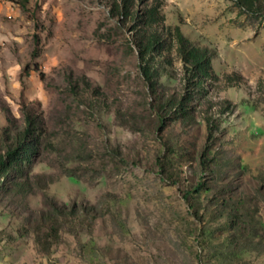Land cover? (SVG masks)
<instances>
[{
	"label": "rangeland",
	"instance_id": "1",
	"mask_svg": "<svg viewBox=\"0 0 264 264\" xmlns=\"http://www.w3.org/2000/svg\"><path fill=\"white\" fill-rule=\"evenodd\" d=\"M19 1L0 0V148L29 113L40 126L32 162L1 176L0 264H264V102L246 85L222 91L236 107L207 145L204 121L162 125L106 0ZM166 2L167 23L257 97L264 17L234 0Z\"/></svg>",
	"mask_w": 264,
	"mask_h": 264
},
{
	"label": "trees",
	"instance_id": "2",
	"mask_svg": "<svg viewBox=\"0 0 264 264\" xmlns=\"http://www.w3.org/2000/svg\"><path fill=\"white\" fill-rule=\"evenodd\" d=\"M28 0H21L26 7ZM242 12L264 17L263 0H234ZM108 9L118 24L127 31L132 47L136 49V60L140 74L149 94L154 98L155 109L163 126L167 119H173L186 128L204 121L207 130V145L222 132V123L233 113L236 102L223 95L222 91L229 87L246 85L248 95L256 104L264 102V69L256 84L259 93L255 96L250 87V78L241 70L234 68L216 71L214 59L218 51L210 45L201 44L187 35L179 24L166 21L164 8L166 0H106ZM163 76L179 80L174 89L163 81ZM88 91L94 95V89L87 83ZM27 124L15 138H5L0 148V187L3 185L1 176L10 171H19L24 165L30 164L33 157L36 139L29 138L28 133L35 134L40 126L35 116L27 115ZM10 136V135H9ZM5 147V148H4ZM4 148V149H3ZM210 162L203 158L202 164ZM168 166V163L166 164ZM159 171L164 178L172 179L173 170L164 166ZM16 174V173H15ZM15 186L24 184V180H14ZM205 180L199 178L195 190L204 186ZM190 190H186L184 198L191 201ZM194 214L198 211L191 203ZM63 210L55 207L54 213L48 218L51 233L56 231V222ZM67 213V212H65ZM48 235V234H47Z\"/></svg>",
	"mask_w": 264,
	"mask_h": 264
}]
</instances>
